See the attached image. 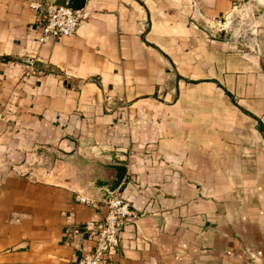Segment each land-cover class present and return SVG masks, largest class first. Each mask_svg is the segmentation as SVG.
<instances>
[{
	"label": "crops",
	"instance_id": "0c3cea01",
	"mask_svg": "<svg viewBox=\"0 0 264 264\" xmlns=\"http://www.w3.org/2000/svg\"><path fill=\"white\" fill-rule=\"evenodd\" d=\"M64 1L0 0V264H75L108 164L135 218L105 264H264V0H84L41 41Z\"/></svg>",
	"mask_w": 264,
	"mask_h": 264
},
{
	"label": "built area",
	"instance_id": "2783aa9c",
	"mask_svg": "<svg viewBox=\"0 0 264 264\" xmlns=\"http://www.w3.org/2000/svg\"><path fill=\"white\" fill-rule=\"evenodd\" d=\"M33 8H38L37 3L31 4ZM242 6L235 5L230 14H235ZM237 10V11H236ZM88 18V12L85 8H71L66 5H50L46 15L41 22V35L39 39H59L62 37H71L76 34L78 27ZM232 24L234 18L231 17ZM228 22V21H227ZM219 27L226 25L218 21ZM80 202L91 203V200L85 196L76 195ZM107 210L101 220H87L80 225L81 232L94 240V245L89 251H85L77 259L75 264H105L110 255L116 253L120 248V234L126 223L135 218L130 201L125 198L117 189L110 193L104 200Z\"/></svg>",
	"mask_w": 264,
	"mask_h": 264
},
{
	"label": "water",
	"instance_id": "95a60500",
	"mask_svg": "<svg viewBox=\"0 0 264 264\" xmlns=\"http://www.w3.org/2000/svg\"><path fill=\"white\" fill-rule=\"evenodd\" d=\"M56 5H66L71 8H81L84 5V0H81L80 2L78 0H65L64 2H58L55 3ZM260 12H262V9H258ZM222 25L225 24L224 19L220 22ZM231 29L225 30L221 29L217 31L218 35L223 36L224 34L230 35ZM108 169H113L115 173L111 176V179L102 181V183H99L98 186H102L104 189L105 197H107L110 193L114 192L121 182L123 181V178L125 176L126 168L122 165H116V164H108L105 165Z\"/></svg>",
	"mask_w": 264,
	"mask_h": 264
},
{
	"label": "rangeland",
	"instance_id": "374dc122",
	"mask_svg": "<svg viewBox=\"0 0 264 264\" xmlns=\"http://www.w3.org/2000/svg\"><path fill=\"white\" fill-rule=\"evenodd\" d=\"M260 6L261 7H263L261 4H260ZM239 13V16L241 17L242 16V11L240 10V12H238ZM235 15V14H234ZM228 21V22H227ZM226 21V24L227 23H230L231 22V20L229 19V20H227ZM242 24L245 26V25H247V27L250 29V32H252L253 33V30H255V23L253 22V21H251V20H249V19H243L242 18ZM230 26H232V24H230V25H226L225 26V29H229V27ZM241 28L243 29L244 27L243 26H241ZM241 32H243V30H241ZM263 32H264V24H262V25H260L259 27H258V33H260V35L261 34H263ZM243 36H245V34H243Z\"/></svg>",
	"mask_w": 264,
	"mask_h": 264
},
{
	"label": "trees",
	"instance_id": "16d2710c",
	"mask_svg": "<svg viewBox=\"0 0 264 264\" xmlns=\"http://www.w3.org/2000/svg\"><path fill=\"white\" fill-rule=\"evenodd\" d=\"M258 128L261 132H264V125L262 124L260 120L258 121Z\"/></svg>",
	"mask_w": 264,
	"mask_h": 264
},
{
	"label": "bare ground",
	"instance_id": "6f19581e",
	"mask_svg": "<svg viewBox=\"0 0 264 264\" xmlns=\"http://www.w3.org/2000/svg\"><path fill=\"white\" fill-rule=\"evenodd\" d=\"M225 25H226V22H225ZM230 25V24H229Z\"/></svg>",
	"mask_w": 264,
	"mask_h": 264
}]
</instances>
